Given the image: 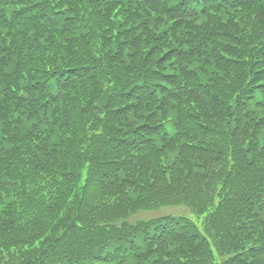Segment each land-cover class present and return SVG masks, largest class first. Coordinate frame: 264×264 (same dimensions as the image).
Segmentation results:
<instances>
[{
    "label": "trees",
    "instance_id": "obj_1",
    "mask_svg": "<svg viewBox=\"0 0 264 264\" xmlns=\"http://www.w3.org/2000/svg\"><path fill=\"white\" fill-rule=\"evenodd\" d=\"M0 264H264V0H0Z\"/></svg>",
    "mask_w": 264,
    "mask_h": 264
},
{
    "label": "rangeland",
    "instance_id": "obj_2",
    "mask_svg": "<svg viewBox=\"0 0 264 264\" xmlns=\"http://www.w3.org/2000/svg\"><path fill=\"white\" fill-rule=\"evenodd\" d=\"M165 215H178V216H187L194 221L197 222V224L203 229V221L204 216L198 215L196 212H194L190 207L188 206H166L162 207L158 210H151V211H142L135 216H133L132 220L137 221L141 219H151L156 218L159 216H165Z\"/></svg>",
    "mask_w": 264,
    "mask_h": 264
}]
</instances>
